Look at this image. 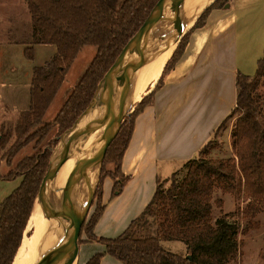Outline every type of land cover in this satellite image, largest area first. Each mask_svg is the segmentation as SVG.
<instances>
[{
    "label": "trees",
    "instance_id": "16d2710c",
    "mask_svg": "<svg viewBox=\"0 0 264 264\" xmlns=\"http://www.w3.org/2000/svg\"><path fill=\"white\" fill-rule=\"evenodd\" d=\"M24 1L30 16V34L21 42L24 57L33 60L36 45L54 47L56 52L44 64L32 68L28 109L18 114L12 128L0 127V164L5 161L10 166L19 151L30 144L36 150L8 174L0 175L2 180L21 178L19 186L0 202V264H12L49 167V149L56 141L49 142L47 148H40L41 143L54 128L58 138L74 125L124 45L142 26L158 0ZM228 1L215 0L194 27H201L211 10L223 7ZM188 35L180 39L152 91L136 105L127 129L121 124L104 157L105 161L115 158V170L105 177L124 182L120 163L134 119L152 101L164 75L181 58ZM85 46L96 48L92 61L54 119L43 123L73 61ZM235 87V107L230 113L237 115L231 134L234 156L194 158L183 165L182 179L178 180L174 173L158 182L142 214L119 237L98 240L105 246L106 254L122 264H228L237 257V228L225 215L212 223V197L215 190L222 194L241 193L247 199L243 213L248 218H255L264 210V51L253 76L236 74ZM167 182V188L162 189L161 183ZM120 189L118 185L115 191ZM216 203L221 205L218 200ZM101 210L97 200L82 226L89 240L95 239L92 230ZM165 241L183 243L185 254L166 251L161 246ZM100 258L101 254H96L86 264H99Z\"/></svg>",
    "mask_w": 264,
    "mask_h": 264
},
{
    "label": "crops",
    "instance_id": "0c3cea01",
    "mask_svg": "<svg viewBox=\"0 0 264 264\" xmlns=\"http://www.w3.org/2000/svg\"><path fill=\"white\" fill-rule=\"evenodd\" d=\"M250 3L252 0H229L223 7L211 10L201 27L195 28V23L187 32L188 41L181 58L164 75L163 85L155 91L152 101L134 119L120 163L124 182L121 184L110 177L101 181L99 196L85 220L94 211L98 200L102 210L92 230L95 239L89 240L81 229L74 264H86L96 254H101L99 264H122L106 254L105 246L98 240L119 237L142 214L155 193L157 183L161 182L160 162L179 161L183 166L185 162L196 158L233 111L236 74L253 76L264 51V14L250 40L245 45L241 43L242 36L247 32L244 19L251 10H257V6ZM29 89L30 86L28 94ZM4 106L7 109L6 103ZM26 106V109L14 111V123L18 114L28 109L29 103ZM4 117L0 119V127L8 126L7 123L13 125L11 120L9 122ZM203 117L207 120L204 131L197 137L186 136L190 144L176 150L175 140L184 145L182 139L186 137L181 134L177 138L173 124L180 123L182 126L183 122L195 123ZM12 162L10 166L5 161L1 164L10 168ZM13 180L21 182L20 177L6 181ZM118 185L121 189L116 192ZM3 195L7 197L9 194L5 192ZM2 196L0 202L5 198ZM161 246L170 253L185 254V246L179 241L161 242Z\"/></svg>",
    "mask_w": 264,
    "mask_h": 264
},
{
    "label": "rangeland",
    "instance_id": "374dc122",
    "mask_svg": "<svg viewBox=\"0 0 264 264\" xmlns=\"http://www.w3.org/2000/svg\"><path fill=\"white\" fill-rule=\"evenodd\" d=\"M214 1L215 0H213V2ZM250 4L252 6L256 5L257 10H251L250 13L256 14L250 15V13H248L247 18L244 19L247 27V32L244 33L241 39V43L244 45L247 41L250 40L253 32L259 26L258 23L262 19H260V17L264 14V0H252V3ZM159 33L160 32H158L157 34ZM29 34L30 16L27 11L25 1L0 0V119L2 120V116L5 115L4 118H7V121L9 122L11 120L13 125L14 120L12 119L14 111H18L27 107L26 105H28L29 103L28 87L30 86L32 68L44 64L56 52V49L54 47L46 45H36L34 46V59L31 61L26 60L24 58L23 52L24 46L20 43H15V41L23 42L27 40ZM155 35L156 34L150 36L148 40ZM95 51V47L85 46L83 49H81L79 54H77L61 88L59 89L58 93L56 94L55 98L51 102L44 115L43 123L51 122L57 115L64 101L92 61L95 55ZM160 76L161 75H159L158 79L160 78ZM164 79L165 76L163 77V80ZM154 85L148 86L145 93L138 95L137 98L139 97L140 99H142L144 96L149 94ZM162 85L163 81L158 87V90ZM23 99L25 101L23 102V104H21ZM5 103L7 109L4 106ZM137 104L138 102L134 106L130 107L129 114L125 116L122 122L125 129H127L130 123V116L132 115ZM236 116V113L232 114L222 122V125L211 136L210 140L206 143L205 148H203L201 153H199L197 156L195 155L196 158L201 157L204 159H226L234 156L233 138L231 134L235 126ZM206 122V118L203 117V119H200L195 123L191 121L187 123L183 122L182 126L180 125V123H174V134L177 138L181 134L182 137L188 136L190 138V135H193V137H197L206 128ZM7 124V128H12V125H10V123ZM55 134L56 128H54L47 135V137L40 145V148H47V144L49 142L56 141V143L51 148L49 147L50 149L48 148L50 152L49 162L57 152V150L60 148L61 144H63V142L60 143V139L62 136L60 138H56ZM189 138L186 137L185 139H182L184 145H181L180 142H177V140H175V149L180 150L182 146H186V144L189 145ZM185 141H187V143H185ZM32 146L33 144H30L27 148L18 153L13 159L12 166L10 168L6 167L4 164H1L0 174H6L7 172L14 169L23 158L28 156V152L29 156H32L36 152V150H34ZM115 166V158H109L106 159V161L103 160L100 181L106 178L105 175L108 172L114 171ZM158 167L161 182L167 179V177L169 178L171 174L174 173H176V178L178 180L182 179L183 177L182 175L184 173V170L179 161L160 162L158 164ZM19 183L20 180H0V196H2L5 192H7V195L10 194L13 189L18 187ZM168 184L169 182L161 183L162 189H166ZM98 187L93 199L92 206H94L93 204L96 201ZM5 195H3L2 198H4ZM217 200L221 202V205H218L216 203ZM246 204L247 199L241 193L222 194L219 190H215L213 193L212 223H214L217 218L225 215L228 218V221L232 222L237 228L238 254L237 257L228 264H264V210L255 218H248L245 217L243 213ZM28 233L29 235H31V232H27L26 229L24 236L27 235L28 237Z\"/></svg>",
    "mask_w": 264,
    "mask_h": 264
},
{
    "label": "water",
    "instance_id": "95a60500",
    "mask_svg": "<svg viewBox=\"0 0 264 264\" xmlns=\"http://www.w3.org/2000/svg\"><path fill=\"white\" fill-rule=\"evenodd\" d=\"M173 1L175 0H158L142 26L122 48L119 56L109 69H115L118 72V82L111 99L106 101L100 99L98 97L97 86L93 99L90 101L87 108L79 116L74 125L69 130L64 132V134L61 135L62 137L60 136V143H62L64 135L75 130H78L79 132L77 137L65 140L54 156L50 159L49 167L41 181L37 197L44 191V187L52 176L58 174L59 157L67 149L75 148L81 142H84V153L89 157V169L92 172V176L84 182H80L74 176L64 181V187L76 194L77 201L75 206L63 204V202H56L54 204L55 209L61 216H63L75 208L76 215L60 224L49 240L44 243L41 241L42 243L38 244L34 251L31 264H59V262L66 255L70 245L75 247V252L77 254L78 239L82 226L93 203L100 181L101 167L106 151L120 130L125 116L129 114L130 107H128L125 102V94L132 84L137 83L139 77L144 71L148 62L147 40L150 36L157 34L160 30H162L166 20L165 11ZM211 3L202 9L194 10V12L189 16L187 26L184 30H181V27L173 28L179 33L177 43L194 26L196 21L201 17L203 12L211 5ZM131 50H137L139 53V65L135 72H130L126 65V56ZM95 109L111 110L115 113V115L109 126L102 131L99 140L96 143H93L90 141L94 130V122L91 120V112ZM84 173L87 178L88 170H85ZM45 201L48 203L47 200ZM188 258L190 257L188 256Z\"/></svg>",
    "mask_w": 264,
    "mask_h": 264
},
{
    "label": "bare ground",
    "instance_id": "6f19581e",
    "mask_svg": "<svg viewBox=\"0 0 264 264\" xmlns=\"http://www.w3.org/2000/svg\"><path fill=\"white\" fill-rule=\"evenodd\" d=\"M213 0H175L165 11V22L159 34L148 40V62L136 84H132L126 94L125 102L128 107L134 106L141 99L137 96L144 94L148 86H153L161 75L164 64L168 61L177 46L178 31L174 27L184 30L189 16L199 8L209 5ZM172 28V30H171ZM126 65L130 72H135L139 65V53L131 50L126 56ZM118 82V72L109 70L98 84V97L102 100H110ZM153 89V88H152ZM150 90V92L152 91ZM115 113L111 110L95 109L91 112V120L94 122L93 134L90 141L96 143L102 131L109 126ZM78 130L64 135L62 142L78 136ZM84 142L75 148L67 149L58 160V174L53 175L44 187V191L35 200L32 214L27 224V232L22 239L12 264H31L33 254L39 243L50 239L60 224L76 215V209L61 216L55 209L56 202H63L75 206L76 194L64 187V181L72 176L80 182L91 178L89 169V157L84 153ZM88 170L86 178L84 171ZM81 173V174H80ZM47 200L48 203L45 201ZM42 241V242H41ZM76 258L75 247L70 245L66 255L59 264H74Z\"/></svg>",
    "mask_w": 264,
    "mask_h": 264
}]
</instances>
